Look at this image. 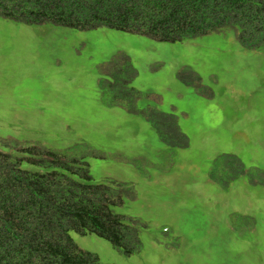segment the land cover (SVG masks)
I'll return each mask as SVG.
<instances>
[{"label":"rangeland","instance_id":"1","mask_svg":"<svg viewBox=\"0 0 264 264\" xmlns=\"http://www.w3.org/2000/svg\"><path fill=\"white\" fill-rule=\"evenodd\" d=\"M30 145L125 188L112 210L135 225L136 251L69 231L98 264H264V43L0 15V150Z\"/></svg>","mask_w":264,"mask_h":264},{"label":"trees","instance_id":"2","mask_svg":"<svg viewBox=\"0 0 264 264\" xmlns=\"http://www.w3.org/2000/svg\"><path fill=\"white\" fill-rule=\"evenodd\" d=\"M0 15L78 29L106 26L168 42L232 29L246 47L264 43V0H0ZM23 150V157L0 150V264H98L69 231L95 234L125 255L138 249L135 225L112 210L125 188L91 182L81 155L36 145ZM23 161L43 170L21 168Z\"/></svg>","mask_w":264,"mask_h":264}]
</instances>
